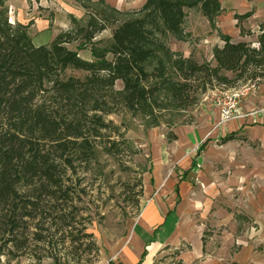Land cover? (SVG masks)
Segmentation results:
<instances>
[{
  "label": "rangeland",
  "instance_id": "1",
  "mask_svg": "<svg viewBox=\"0 0 264 264\" xmlns=\"http://www.w3.org/2000/svg\"><path fill=\"white\" fill-rule=\"evenodd\" d=\"M145 1L7 0L6 5L11 21L33 22L29 33L37 44H49L57 33L71 28L72 17L83 23L91 12L106 7L115 9V22L94 37L95 43L78 47L75 41L66 45L82 58L93 60L91 47L106 46L118 23L144 13ZM194 10L187 8L186 15H198ZM226 13L219 20L216 18L212 28L209 23L205 28L193 17L191 21L199 35L185 31L184 22L187 38L180 40L167 34V46L181 54L186 50L196 61H209L212 65L215 64L214 41H204L210 34L217 41L221 40V34H226L234 42L244 41L257 47L264 15L252 14L239 28V22L232 21L233 16L226 21ZM64 74L83 78L87 73L68 67ZM226 74L229 78L234 76L231 72ZM213 84L202 91L197 89L191 105L178 108L164 102L162 106H165L155 108L150 116L98 111V119L94 111L87 110L80 128L93 151L74 154L73 149L66 154L69 161L61 167V188L57 193L61 197L50 198L46 204V243L32 240L31 224L29 231L21 236L27 237L22 247L9 243L2 248L0 264H104L126 237L145 203V183L153 176V163L164 162V168H160L165 170L164 175H180L183 168L190 166L197 146L208 136H212V141L198 156L193 169L202 176L213 177L212 197L201 190L203 214L197 217L206 250L194 257L188 254L190 246L183 243L165 249L154 264H259L264 261V234H258L251 217L258 204L264 210V75L227 85ZM114 88L120 90L122 82L117 80ZM224 107L229 109L228 118L222 114ZM208 118H213L211 123H207ZM96 121L105 125L100 128ZM186 131L187 138L182 135ZM232 132L238 133L223 139ZM177 144L183 147L180 159L175 154Z\"/></svg>",
  "mask_w": 264,
  "mask_h": 264
},
{
  "label": "trees",
  "instance_id": "2",
  "mask_svg": "<svg viewBox=\"0 0 264 264\" xmlns=\"http://www.w3.org/2000/svg\"><path fill=\"white\" fill-rule=\"evenodd\" d=\"M6 2L0 0V256L9 243L23 246L27 237L21 236L31 224L32 240L46 243V204L61 197L57 193L61 167L69 161L66 154L73 149L74 154L93 151L80 128L87 110L98 119V111L150 116L165 105H191L193 93L214 82L227 85L264 75V22L257 47L221 34L222 45L212 49L214 65L167 46V34L187 38V8L199 11L214 27L222 11L219 0H146L144 13L118 23L106 46L91 47L93 60L66 45L95 43L94 37L115 22V9L91 12L83 23L72 17L71 28L57 33L49 44L35 45L29 33L33 22L11 21ZM252 14L233 17L241 28ZM68 67L87 74L65 77ZM227 72L234 76L229 78ZM117 80L122 82L120 90L114 88Z\"/></svg>",
  "mask_w": 264,
  "mask_h": 264
},
{
  "label": "crops",
  "instance_id": "3",
  "mask_svg": "<svg viewBox=\"0 0 264 264\" xmlns=\"http://www.w3.org/2000/svg\"><path fill=\"white\" fill-rule=\"evenodd\" d=\"M219 2L223 11L217 16L218 20L224 12H227L226 21L230 20L234 13L242 14L247 11H254V17L264 15V0H219ZM194 12H197L198 15L189 14L185 17V26L187 25L185 31L199 35L195 32L191 19L195 17L205 28L208 26V21L199 11L194 10ZM232 21L235 22L236 19L234 18ZM204 41H214L213 47L222 45L221 40L217 41L214 34L205 37ZM33 43L41 45L34 41ZM182 54L184 56L189 55L186 50H183ZM212 119L208 118L207 123H211ZM258 125L260 122L257 123ZM235 133L238 132L228 133L223 136V139L226 140ZM184 134L186 137L187 131L182 132L183 136ZM204 141H206L205 145L198 151V147ZM210 141H212V136H208L197 146L196 154L192 158L190 166L183 168L184 170L180 175H172V173L164 175L165 170H160V168H164V162L161 165L153 163V176L145 183V203L126 237L112 250L110 258L104 260V264H154L156 257L165 249L178 247L183 243L190 246L188 254L194 257L201 255L206 250L197 217L203 214L201 212V205H203V200L200 199L201 190L212 197V190L210 189L213 185V177L202 176L194 172L193 169L197 164L198 156ZM176 146L175 154H179L177 158L180 159L183 155V147L180 144ZM186 149L185 145L184 150ZM165 152L167 153V151ZM154 155L157 156L158 153L154 151ZM183 161L184 159L180 160L178 164ZM208 202V200L205 201L204 207ZM205 209L204 213L206 212ZM251 217L256 223L255 228L258 234L260 232L264 234V210L260 208L259 204ZM258 263L264 264V261L261 260Z\"/></svg>",
  "mask_w": 264,
  "mask_h": 264
},
{
  "label": "built area",
  "instance_id": "4",
  "mask_svg": "<svg viewBox=\"0 0 264 264\" xmlns=\"http://www.w3.org/2000/svg\"><path fill=\"white\" fill-rule=\"evenodd\" d=\"M221 111H222V114L224 115V118H228L229 116H230V112H229V109L228 108H222L221 109Z\"/></svg>",
  "mask_w": 264,
  "mask_h": 264
}]
</instances>
